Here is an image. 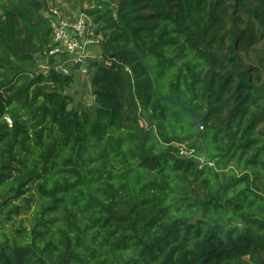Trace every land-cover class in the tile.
<instances>
[{"label": "trees", "instance_id": "16d2710c", "mask_svg": "<svg viewBox=\"0 0 264 264\" xmlns=\"http://www.w3.org/2000/svg\"><path fill=\"white\" fill-rule=\"evenodd\" d=\"M79 1L78 109L36 60L56 5L0 0V264H264V0Z\"/></svg>", "mask_w": 264, "mask_h": 264}, {"label": "built area", "instance_id": "2783aa9c", "mask_svg": "<svg viewBox=\"0 0 264 264\" xmlns=\"http://www.w3.org/2000/svg\"><path fill=\"white\" fill-rule=\"evenodd\" d=\"M76 14L75 17H67L57 6L43 10L42 15L48 20L51 30V42L44 57L36 56L41 73L54 72L66 77L77 75L85 79L90 78L92 70L88 64L101 58L97 52L101 37L95 33L88 16L83 13ZM92 53H96L95 59H90ZM91 99L93 100V97ZM5 121L11 125L8 117H5ZM178 152L182 157L194 155L193 151L181 145Z\"/></svg>", "mask_w": 264, "mask_h": 264}, {"label": "rangeland", "instance_id": "374dc122", "mask_svg": "<svg viewBox=\"0 0 264 264\" xmlns=\"http://www.w3.org/2000/svg\"><path fill=\"white\" fill-rule=\"evenodd\" d=\"M1 1H2V3H5V0H1ZM50 5L58 6L63 11L64 15L67 16V17H72V16L75 17V16H77L76 13H82L81 9L87 7V3L86 2H81L79 0H50ZM97 52H98V50H97ZM238 55H239L240 60L243 63V65L246 68L249 67V69L251 70V73H253L252 71L257 66V63H249V62L246 63L244 55L241 54V53H239ZM96 56H97L96 53H94V54L92 53L90 55V57H91L90 59H92V58L95 59ZM91 63H93V61L92 62L90 61L89 64H88L90 66V69H91ZM67 92L74 99V105L78 109L80 107H90V105H91V100H90V96H91L90 78H88V79L86 78L85 79V78H82V77H79V76L75 75L74 85ZM141 124H143V123L141 122ZM188 130L190 131V128H188ZM181 146L186 147L185 143H183ZM198 161L203 165L204 164L203 162L205 160L202 157V158H198ZM213 164H214V161L209 163L210 166H212ZM231 169L232 170L234 169L232 167V164L226 169V172H228ZM221 173L222 172L220 171L217 174L220 175ZM231 174H233L234 176H239L240 175L239 171H237L235 169H234V171L231 172ZM195 188H196V186H195ZM31 211L32 210H29L28 212L30 213ZM14 235L15 234L12 233L11 236H14Z\"/></svg>", "mask_w": 264, "mask_h": 264}, {"label": "water", "instance_id": "95a60500", "mask_svg": "<svg viewBox=\"0 0 264 264\" xmlns=\"http://www.w3.org/2000/svg\"><path fill=\"white\" fill-rule=\"evenodd\" d=\"M157 95L159 98H161L162 100H165V101H171V102H174L175 104H177L178 106L181 107V109L184 111V112H187L190 116V119H191V123L193 125V127L196 129L197 133L194 134L195 136V141H198V138L200 136V132L204 126V122L203 120L201 119H198L196 114L194 113V111L191 109V108H186L178 99H176L174 96H170V95H161L157 90ZM188 136H191V134L187 135Z\"/></svg>", "mask_w": 264, "mask_h": 264}]
</instances>
